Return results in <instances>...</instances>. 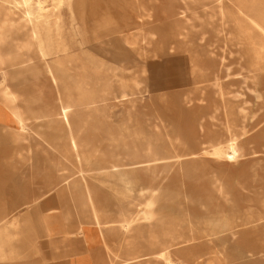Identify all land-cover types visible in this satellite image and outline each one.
I'll return each mask as SVG.
<instances>
[{
    "label": "rangeland",
    "instance_id": "obj_1",
    "mask_svg": "<svg viewBox=\"0 0 264 264\" xmlns=\"http://www.w3.org/2000/svg\"><path fill=\"white\" fill-rule=\"evenodd\" d=\"M28 17L60 87L43 73L13 84L8 69L0 71V86L17 91L25 124L19 135L0 134V163L20 167L0 169V215L16 219L27 251L0 264H43L46 240L32 215L56 200L60 174L69 170L75 184L79 168L88 170L82 184L92 189L91 215L124 239L121 251L102 242L97 264L140 263L133 257L166 264L164 252L189 264L176 248L195 249L240 223L258 229L220 245L226 263L264 264V0H0V18L18 36ZM16 36L5 42L20 43ZM7 48L0 45V54ZM29 64L43 66L37 58ZM67 98L83 163L68 154L69 130L58 121ZM36 128L54 134L43 130L38 143L29 131ZM30 142L58 166L43 169L51 189L40 197L35 189L46 179L21 158L30 156ZM120 173L123 180L96 179ZM119 187L122 206L112 193ZM132 242L136 251L125 249Z\"/></svg>",
    "mask_w": 264,
    "mask_h": 264
},
{
    "label": "crops",
    "instance_id": "obj_2",
    "mask_svg": "<svg viewBox=\"0 0 264 264\" xmlns=\"http://www.w3.org/2000/svg\"><path fill=\"white\" fill-rule=\"evenodd\" d=\"M19 38L21 39L19 43L20 45L24 40V36H18L17 39ZM13 44L18 45L17 42ZM0 45L4 47L1 37ZM19 49L12 50L13 52L8 50V52L0 54V71H3L2 69H8L7 71H9V77L15 72H22L23 79L19 82L14 83H24L29 80H35L37 79V74L43 73L45 77H47L52 83L57 84L60 87L59 73L55 68V65L53 66V61L48 60L47 56L45 57L46 59H42L43 57H41V55L36 52L35 48L29 52L31 53V55L33 53V57L28 55L29 53L26 52L23 47L22 49ZM36 58L42 59L43 66L41 70H37L33 66L29 67V63L36 60ZM50 69L56 74L57 81H54L50 77L48 73ZM6 85L7 84H3V86H0V134L2 132H5L7 137H13L14 134L19 135L20 132L24 131V129H22V125L25 124L23 123V118L14 107L15 105H17L16 102L18 100H16L17 91H15V88L13 87L12 89L8 87L5 88ZM4 89L6 90L3 91ZM62 107H66L69 114H71L74 118L72 104L69 98H67L66 101L61 104L60 109ZM12 127H17V129L11 130ZM5 128L7 130H2ZM43 130L49 131L50 135L52 136L54 134V131L52 129L36 128L29 131L30 135L36 136V138L39 139L38 143H40L39 141H43L46 135L43 133ZM35 143L36 142H34L33 144ZM50 143H52V141H50ZM33 144H31L30 142L31 149L28 152L30 156L28 158H21L24 160L27 159L26 163L32 165L30 167L40 169L33 173L35 177H37V174H40L46 179L44 183L36 186L35 194H37V197H40L41 195L47 193L49 189H51V187L49 186L50 183L48 181L51 179L52 174L44 172L43 169L49 167L56 168L58 166L57 163L48 156V152L44 149L43 146L40 147L39 145L35 146ZM51 149L53 148L51 147ZM83 149L85 150L84 144L81 152V160L83 159L84 155ZM1 163L10 165L8 167L5 165L3 167H0V169L20 168L19 166H12L11 163ZM113 169L115 170L116 167L114 166ZM69 175H71L69 173V170H66V172H62L60 174L61 182L56 189V200H54L52 197L51 199L46 200L44 202L45 208L43 209L42 207L41 209H38L32 215L33 217L39 219L41 232L44 233L43 235L45 236L46 240V249H43L41 253V257L44 258L43 264H97L98 258L100 257L99 248L100 245H102V242L108 249L114 248V251H121L120 249L125 247L121 246L124 239L120 235V231H118L115 240H108L109 237H111L112 235L114 236V232L110 229V226L109 228L104 229L103 225H101L100 223L99 214L98 216L97 214L91 215L92 209L94 207L92 189L91 186H85L86 184H82V181H86L87 177L84 178L83 175L79 173V181L75 182L74 184L70 183V180H72V178H69ZM22 176L25 177L26 174L22 173L21 177ZM109 177L110 175L103 176V178ZM118 190L120 191V188H118ZM65 192L67 195L65 194ZM36 198L34 197V199ZM122 205L124 204H119V206ZM0 214H2V212H0ZM70 216L74 219L69 220ZM4 218V215H0V261L3 263H7V261H10L12 259L22 258L27 254V251L23 250L24 245L21 242L22 236L20 235L22 231L19 228H15V225H11L16 223V219L5 221ZM129 246L130 247H126L125 249L136 251V244H133L132 242ZM152 249H154V247ZM114 254L115 256H119V253ZM129 254L130 253H128V255ZM129 262H140L138 264H160L159 262L161 261L149 257H133L130 258ZM161 264L163 263L161 262Z\"/></svg>",
    "mask_w": 264,
    "mask_h": 264
},
{
    "label": "bare ground",
    "instance_id": "obj_3",
    "mask_svg": "<svg viewBox=\"0 0 264 264\" xmlns=\"http://www.w3.org/2000/svg\"><path fill=\"white\" fill-rule=\"evenodd\" d=\"M37 19H39V18H36V20ZM0 21H1L0 22L1 23V25H0V37L2 39V43L4 44V46L6 47V45H8V48L7 49L9 51L16 50V49H19V48L22 49V47H23L25 49V51L29 53L32 49L35 48L36 52L39 55H41V57H43L42 59H46L45 58L46 56L44 54V51L41 49V47L38 44V42H34L35 39H37V34L34 31V29H33L32 23L30 22V17H28V20H27L28 21V29L26 31V33H28L30 35V38H26V35L27 34L25 33L24 34V40L21 42L20 45H19V43H18V45H14L11 42H9V43L5 42L8 39H12L13 36H16L17 35L16 37H18V34L13 31V29L11 28L10 25H9L10 27L7 26V25H5V18H0ZM8 54H11V53H8ZM48 73H49L50 77L54 81H57V76H56V74L51 69L48 71ZM22 75L23 74L20 71L11 74V76H10L11 83L21 81L23 79V76ZM58 121H60L63 124V126L69 130L68 136L66 137L67 138L66 139V147H67L68 154L77 163H82V160H81V152H82L83 143H82L81 139L79 138V136L76 134L79 131V129L76 128V122L74 121L73 116L71 114H69V112L67 111V108L66 107H62L60 109ZM231 149H232V147H231ZM233 154H234V152H233ZM86 171L87 170H84L82 168H79V172L83 175L84 178L88 177V173H85ZM89 177H93V176L89 175ZM94 177H96V175H94ZM116 178H118L119 180H123L125 177H124L123 174L120 173V174H118V176ZM96 179H97V181L99 183H105V182H112V181H114V178L113 177L112 178H110V177L109 178H103L101 176H97ZM135 184H136L135 186H136L138 192L142 193V189L140 187H138V184L137 183H135ZM248 188H249V185L246 184L244 186L245 191L248 190ZM63 189H61V190H63ZM112 193L113 194L115 193V194H119L120 195L119 204H124L125 203L124 202L125 199H123L124 198V193L123 192L120 193L119 190L113 189L112 190ZM65 194H66V192H65ZM164 195L165 196H169V198L170 197H173V198H175V197H177V198H179V197L184 198L185 197L186 200L189 197L187 194H184V193L183 194L178 193L176 195L173 194V193H167V194H164ZM156 197H157V195H156ZM64 201H67V200H64ZM201 205L203 207L205 206V204H201ZM67 206H68V204H67ZM70 206H71V204H70ZM238 211H239V207L237 206V208H235V212L237 213ZM69 213H70V211H69ZM122 215H123V213H122ZM110 229L114 232V236L112 235L111 237H109L108 240H115L116 239V236H117V232L120 231V229H115V228L112 227V225L110 226ZM257 229H258V226L255 225V224H253V223H251V224H243V223H240L234 230L230 231L229 233H227L225 235H222L221 237L211 238V239H203L202 240L203 243L202 244H199L200 246H198L195 249L187 250V248H186L187 246L185 244H183L180 247H178V249H179L178 252H179V255H180V258L182 259V261H185L186 263H189V264H229V263H226L225 256L223 255V253L220 250V245L222 243H225L226 241H228L230 239H233L235 237H242V236L246 235L247 233L256 231ZM171 257H172V254L164 253L163 259L166 262V264H177L175 262V260H172L171 259ZM176 257H177V255H176Z\"/></svg>",
    "mask_w": 264,
    "mask_h": 264
}]
</instances>
